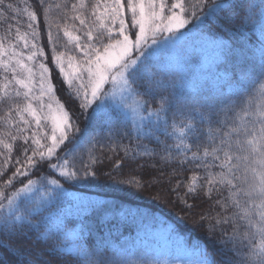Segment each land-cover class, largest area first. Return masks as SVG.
<instances>
[{
  "label": "snow or ice",
  "instance_id": "obj_1",
  "mask_svg": "<svg viewBox=\"0 0 264 264\" xmlns=\"http://www.w3.org/2000/svg\"><path fill=\"white\" fill-rule=\"evenodd\" d=\"M23 4L0 0V249L14 264H130L119 249L106 258L103 241L92 253L78 245L65 255L59 229L49 226L63 185L30 175L46 168L90 183L102 163L99 145L119 157L105 173L116 187L163 184L165 177L186 208L189 199L210 201L198 226L220 259L198 247L194 262L175 264H264V0H37L54 68L40 43L38 13ZM257 29L258 63L247 48V34ZM196 34L232 65L224 79L235 85V98L176 92L171 61L161 53L171 49L179 62ZM54 71L75 112L57 97ZM125 137L128 144L120 142ZM124 164L132 173L117 179ZM148 168L159 176L134 179Z\"/></svg>",
  "mask_w": 264,
  "mask_h": 264
},
{
  "label": "trees",
  "instance_id": "obj_2",
  "mask_svg": "<svg viewBox=\"0 0 264 264\" xmlns=\"http://www.w3.org/2000/svg\"><path fill=\"white\" fill-rule=\"evenodd\" d=\"M14 5H18L23 9V0H11ZM259 2V0H255ZM33 8L37 11L41 22V41L45 46L46 54L49 56V67L54 68L51 64V52L47 47V37L44 35L42 10L36 7L37 0H28ZM26 17L21 16V21ZM23 30V29H22ZM3 29L0 28V33ZM185 31H187L185 29ZM250 37L247 48L251 50L249 59L259 62L258 48L259 30L255 33H248ZM62 36V34H61ZM184 55L179 62L172 57V50L161 53V59L165 62L171 61L169 71L170 79L176 85V92L183 96H190L199 92L202 96H233L235 98V85L229 86L224 79L225 69L231 71V64H223L216 59V52L211 43L202 40L199 34L192 35L183 45ZM53 76L57 83V97L65 104L66 108L75 112L77 102L70 99L67 95V88L61 83L58 72L54 71ZM130 119V118H129ZM83 124V118L81 117ZM98 138L103 144L108 141L103 132L98 133ZM122 144H128L129 140L125 137L120 141ZM19 143V142H17ZM147 143V141H145ZM87 144L82 146L84 160L87 161ZM153 147V145H149ZM97 146V156L102 163L94 165L98 170V179L90 183L85 180L65 181L58 174L51 172L50 169H43L40 172L33 170L30 175L32 179L39 182L41 176L48 179H58L63 185V195L54 201V207L51 209L53 220L50 227L53 230L59 229L58 243L65 255L71 253L66 252L63 247H67L70 242L64 237V233H78L77 242L79 246H83L86 253H92L94 248L103 241L105 257L111 258L115 250L119 249L124 258L130 264H149L147 256H141L137 253L138 246L152 232L158 228L173 227L171 234L177 239H181L180 244L193 252L197 253V248H207L217 260L220 256L217 253V246L214 241L209 240L204 228L199 227V215L208 210L210 201L201 196L195 200L189 199L188 203L193 207L188 209L184 204L180 203L176 195L171 192L170 185L165 177L163 184L153 182L143 188L129 185L126 183L121 187L113 185L109 178L105 175L111 171L112 164L119 158L117 155L107 151L105 147L103 152L99 151ZM3 148H0V152ZM17 152H13L15 158ZM122 155V152L120 153ZM106 157H111L110 159ZM14 162V161H13ZM0 163H3V157L0 156ZM77 167H79V157H77ZM134 166L124 164L123 176L117 179L127 178L131 175ZM13 171L12 165L8 167L7 175H11ZM169 169H165V176ZM185 177L188 173L184 174ZM152 176H159V172L155 169L136 170L134 179H141L145 182L149 181ZM173 178V183L175 179ZM24 179L26 182V178ZM3 180L0 178V183ZM39 186V184H38ZM15 187H20L16 183ZM14 189H9L13 191ZM158 197V198H157ZM47 217L48 213H44ZM102 218L107 223L102 224ZM0 257H3L6 264H14L15 257L4 249H0ZM81 264H88L82 261Z\"/></svg>",
  "mask_w": 264,
  "mask_h": 264
},
{
  "label": "rangeland",
  "instance_id": "obj_3",
  "mask_svg": "<svg viewBox=\"0 0 264 264\" xmlns=\"http://www.w3.org/2000/svg\"><path fill=\"white\" fill-rule=\"evenodd\" d=\"M171 50V49H168ZM172 227L158 228L152 232L138 246L137 253L149 258V264H175L176 261L194 262L197 253L184 248L180 241L171 234ZM79 234L74 232L64 233L70 244L63 247L66 252L71 253V249L78 246Z\"/></svg>",
  "mask_w": 264,
  "mask_h": 264
}]
</instances>
